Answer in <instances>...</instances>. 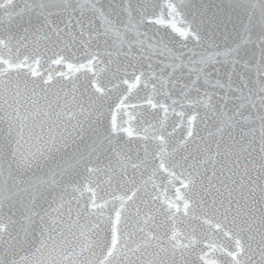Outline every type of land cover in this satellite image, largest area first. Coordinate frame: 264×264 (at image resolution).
<instances>
[{
  "label": "snow or ice",
  "instance_id": "6c2138e0",
  "mask_svg": "<svg viewBox=\"0 0 264 264\" xmlns=\"http://www.w3.org/2000/svg\"><path fill=\"white\" fill-rule=\"evenodd\" d=\"M0 264H264V0H0Z\"/></svg>",
  "mask_w": 264,
  "mask_h": 264
}]
</instances>
